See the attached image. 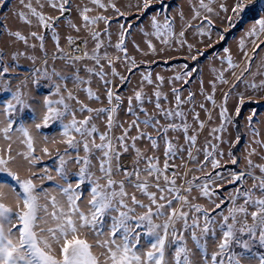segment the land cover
<instances>
[{
    "label": "snow or ice",
    "instance_id": "snow-or-ice-1",
    "mask_svg": "<svg viewBox=\"0 0 264 264\" xmlns=\"http://www.w3.org/2000/svg\"><path fill=\"white\" fill-rule=\"evenodd\" d=\"M0 264H264V0H0Z\"/></svg>",
    "mask_w": 264,
    "mask_h": 264
}]
</instances>
